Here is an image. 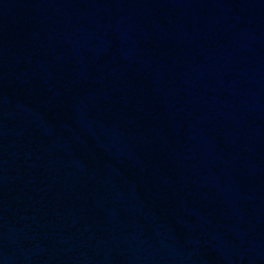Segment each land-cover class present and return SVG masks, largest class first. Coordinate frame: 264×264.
<instances>
[{"label": "water", "instance_id": "1", "mask_svg": "<svg viewBox=\"0 0 264 264\" xmlns=\"http://www.w3.org/2000/svg\"><path fill=\"white\" fill-rule=\"evenodd\" d=\"M0 264H264V0H0Z\"/></svg>", "mask_w": 264, "mask_h": 264}]
</instances>
